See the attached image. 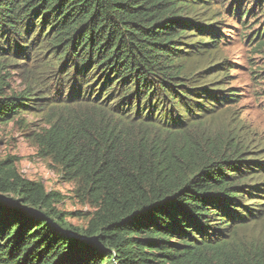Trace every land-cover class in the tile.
<instances>
[{
  "label": "trees",
  "instance_id": "obj_1",
  "mask_svg": "<svg viewBox=\"0 0 264 264\" xmlns=\"http://www.w3.org/2000/svg\"><path fill=\"white\" fill-rule=\"evenodd\" d=\"M225 4L0 0V125L37 117L38 156L93 209L72 227L0 160V264H264V145L216 59Z\"/></svg>",
  "mask_w": 264,
  "mask_h": 264
},
{
  "label": "rangeland",
  "instance_id": "obj_2",
  "mask_svg": "<svg viewBox=\"0 0 264 264\" xmlns=\"http://www.w3.org/2000/svg\"><path fill=\"white\" fill-rule=\"evenodd\" d=\"M216 1L219 7L222 0ZM231 8L233 12H228ZM223 11V42L216 59H227L232 68L229 81L240 96L232 108L242 116L244 124L255 131L256 142L264 145V47L259 50L254 47L259 40H264V0H226ZM209 63L203 60L201 66ZM6 72L4 92L21 91L23 75L13 67ZM25 120L31 124L26 132L14 122L0 125V160L10 159L24 179L40 182L47 193H55L56 208L66 214V221L72 227H85L88 219L75 214L90 215L93 209L77 197L74 184L65 182L51 161L38 156L28 134L41 125L38 126L34 116H27Z\"/></svg>",
  "mask_w": 264,
  "mask_h": 264
}]
</instances>
